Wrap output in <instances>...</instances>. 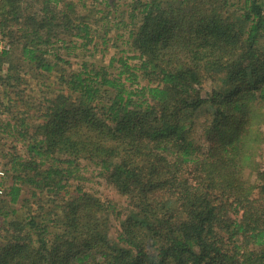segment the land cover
<instances>
[{"label":"trees","instance_id":"obj_1","mask_svg":"<svg viewBox=\"0 0 264 264\" xmlns=\"http://www.w3.org/2000/svg\"><path fill=\"white\" fill-rule=\"evenodd\" d=\"M93 14L0 3V264H264V0H136L108 58Z\"/></svg>","mask_w":264,"mask_h":264},{"label":"rangeland","instance_id":"obj_2","mask_svg":"<svg viewBox=\"0 0 264 264\" xmlns=\"http://www.w3.org/2000/svg\"><path fill=\"white\" fill-rule=\"evenodd\" d=\"M1 1L2 0H0V3ZM70 1H72L73 3L77 5V9L81 13L86 12L88 9H94L95 14H93V17H95V15L96 17H101L103 14H106L108 12L107 18L105 17L100 18L97 23L92 22V26L95 28L97 32L103 33L105 29L106 31H108V34H107V36L109 37L108 43L111 44L113 41H115L116 42L115 44L118 45V48H114L110 45L107 46V49L105 50L106 51L105 55H107V58L114 51H117L120 49H127V51L129 50L124 40L127 37L128 31L134 27L135 23L139 19V16L137 14L133 18L130 16V14L133 11V6L136 0H113L114 2L111 1L108 7L104 6V4L100 2V0H98V2H96L97 0H70ZM141 1H146V0H141ZM102 7L104 9V12L102 11L96 12V9H99ZM135 13H137V11ZM16 26L17 25H14V28H16ZM0 41H3V40L0 38ZM60 52L62 53V55H64L65 58H68L72 62H75V61L78 62L81 60L82 57H84L83 56L84 50L80 48L79 46H75L73 47V49L61 48ZM125 54L131 55L132 53L125 52ZM97 55L99 56V54ZM107 58H106L105 63H107ZM74 66L76 67L77 64H74ZM24 77H28V76L25 75ZM48 82L49 81H46V83ZM34 83L35 81L31 80V82L27 84V86L26 85L24 86V84H21L20 86L25 87V90L29 93L31 92L32 94L33 93L37 94L36 91H38L39 86L35 85ZM208 88H209L208 85L205 84L203 86L202 92L205 93V91L208 90ZM10 140L11 139L9 137H4V135L2 137V135L0 134V149L3 148L4 152L8 150L9 148L7 147V145H5L4 147L2 146L4 145V143L5 144L9 143L8 145L10 146L11 145ZM3 161L4 159L1 157V154H0V169H2L1 164ZM97 172H98V169L96 167L92 165H87V167L84 170V173L91 177V180L87 181V184H88L87 187L95 190L99 195L103 197L118 200L119 201L118 204L123 206L124 198L119 197L115 193L114 188L110 184H107L105 180L101 177V175L97 174ZM112 230L113 229L111 228V232Z\"/></svg>","mask_w":264,"mask_h":264},{"label":"built area","instance_id":"obj_3","mask_svg":"<svg viewBox=\"0 0 264 264\" xmlns=\"http://www.w3.org/2000/svg\"><path fill=\"white\" fill-rule=\"evenodd\" d=\"M5 46L4 41H0V49ZM7 46V45H6ZM5 177V171L3 169H0V178ZM2 192V188L0 187V194Z\"/></svg>","mask_w":264,"mask_h":264}]
</instances>
